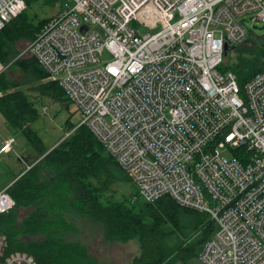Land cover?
Returning a JSON list of instances; mask_svg holds the SVG:
<instances>
[{"label":"built area","instance_id":"2783aa9c","mask_svg":"<svg viewBox=\"0 0 264 264\" xmlns=\"http://www.w3.org/2000/svg\"><path fill=\"white\" fill-rule=\"evenodd\" d=\"M62 3L28 51L64 88L79 125L143 199L169 195L209 213L217 229L201 248L204 264H264V71L241 88L219 69L225 44L244 42L249 21L264 22V0ZM26 5L0 0V30ZM15 143L2 141L0 154ZM7 188L2 213L15 207ZM23 263L35 261H0Z\"/></svg>","mask_w":264,"mask_h":264},{"label":"trees","instance_id":"16d2710c","mask_svg":"<svg viewBox=\"0 0 264 264\" xmlns=\"http://www.w3.org/2000/svg\"><path fill=\"white\" fill-rule=\"evenodd\" d=\"M34 1L38 0H26V9L0 30V63L19 54V43L32 42L52 17L32 11ZM62 2L41 0L40 4L55 7ZM252 37L250 33L244 42L232 45L219 66L223 72H233L241 88L264 71V37ZM14 65L22 70L24 80L0 72V113L22 133L38 160L7 188L15 207L0 212L4 239L0 261L26 253L35 264H101L82 241L70 238L76 228L66 218L68 208L101 224L106 240H136L140 252L132 264H191L199 258L203 244L217 229L209 213L183 206L169 195L153 202L138 191L126 197L119 184L134 182L92 131L70 118L65 123L69 134L48 148L33 127L40 117L38 103L48 98L68 110L73 103L32 55L16 59ZM28 207L33 210L21 218L20 210Z\"/></svg>","mask_w":264,"mask_h":264},{"label":"rangeland","instance_id":"374dc122","mask_svg":"<svg viewBox=\"0 0 264 264\" xmlns=\"http://www.w3.org/2000/svg\"><path fill=\"white\" fill-rule=\"evenodd\" d=\"M40 1H34L31 8L40 17L53 16L61 10V6L59 5L50 7L40 4ZM247 24L251 30L252 38L264 37V22L249 21ZM255 26L257 27L255 28ZM30 43L20 42L18 46L20 53L11 58L9 62L5 64L0 63V71H6L11 78L23 81L24 74L22 70L18 66L15 67L14 64L16 59L24 55H31L28 51ZM102 57L104 60H109L111 59V54L105 50ZM26 86L30 85L26 84ZM58 103L48 98L41 100L38 103L40 117L33 123L34 129L38 131L39 136L48 148H52L65 136V123L68 118L74 123L80 120V113L76 111L74 104L68 110ZM9 136L15 137L16 144L10 153L0 155V190L12 184L18 176L38 160L37 152L28 143L22 133L17 131L0 113V141ZM226 154L229 155L227 152ZM115 185L117 186L118 184ZM115 185L114 187H116ZM118 187H120L126 197H131L138 191L136 185L126 181H122ZM32 210L33 207L21 209L20 217L28 215ZM67 210L66 218L72 221L76 228V230L74 229L71 232L70 238L82 241L87 246L91 257L101 264H132L133 258L140 252V245L136 240L129 242L106 240L101 224L94 222L84 215H74V210L72 211L71 208ZM191 264L204 263L200 258H195Z\"/></svg>","mask_w":264,"mask_h":264},{"label":"crops","instance_id":"0c3cea01","mask_svg":"<svg viewBox=\"0 0 264 264\" xmlns=\"http://www.w3.org/2000/svg\"><path fill=\"white\" fill-rule=\"evenodd\" d=\"M0 72H2V71H0ZM72 105H73V104H72ZM44 109H45V108H44ZM79 122H80V120H79ZM68 134H69V133H65V136L68 135ZM65 136H64L61 140H63V139L65 138ZM9 137H11V136H9ZM5 139H7V138H5ZM5 139H4V140H5ZM4 140H3V141H4ZM61 140H59L55 145H57ZM1 144H2V141H0V146H1ZM15 144H16V143H15ZM15 144H14V145H15ZM14 145H13V148H12V149H14ZM11 151H12V150H11ZM11 151H10V152H11ZM10 152H7V153H10ZM3 154H6V153H2V154H0V155H3ZM36 162H37V161H36ZM36 162H35V163H36ZM35 163H34V164H35ZM34 164H32L29 168H27L26 171L29 170ZM26 171H25V172H26ZM25 172H23V173H25ZM23 173H22V174H23ZM22 174H21V175H22ZM21 175H20V176H21ZM20 176H18V177H20ZM18 177H17V178H18ZM10 185H11V184H10ZM8 186H9V185H8ZM8 186H7V187H8ZM7 187H5L4 189H6ZM4 189H3V190H4ZM0 191H2V190H0Z\"/></svg>","mask_w":264,"mask_h":264},{"label":"water","instance_id":"95a60500","mask_svg":"<svg viewBox=\"0 0 264 264\" xmlns=\"http://www.w3.org/2000/svg\"><path fill=\"white\" fill-rule=\"evenodd\" d=\"M256 27H257V26H255V28H256ZM83 29H86V27L84 26ZM261 39H262V41H264V38H261ZM230 48H231V46H230L228 43H226V44H225V47H224V55H226V54L229 52ZM66 136H67V135H66ZM66 136H65V137H66ZM50 150H51V149H50ZM50 150H49V151H50Z\"/></svg>","mask_w":264,"mask_h":264},{"label":"bare ground","instance_id":"6f19581e","mask_svg":"<svg viewBox=\"0 0 264 264\" xmlns=\"http://www.w3.org/2000/svg\"><path fill=\"white\" fill-rule=\"evenodd\" d=\"M70 112V111H69Z\"/></svg>","mask_w":264,"mask_h":264}]
</instances>
